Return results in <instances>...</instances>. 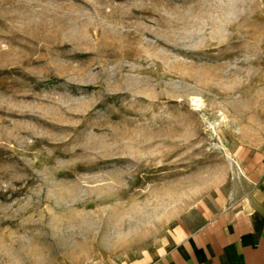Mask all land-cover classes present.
Instances as JSON below:
<instances>
[{
	"label": "rangeland",
	"instance_id": "1",
	"mask_svg": "<svg viewBox=\"0 0 264 264\" xmlns=\"http://www.w3.org/2000/svg\"><path fill=\"white\" fill-rule=\"evenodd\" d=\"M264 152V0H0V264H131Z\"/></svg>",
	"mask_w": 264,
	"mask_h": 264
},
{
	"label": "crops",
	"instance_id": "2",
	"mask_svg": "<svg viewBox=\"0 0 264 264\" xmlns=\"http://www.w3.org/2000/svg\"><path fill=\"white\" fill-rule=\"evenodd\" d=\"M242 187L200 226L131 264H264V152L246 156Z\"/></svg>",
	"mask_w": 264,
	"mask_h": 264
}]
</instances>
